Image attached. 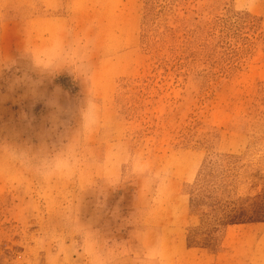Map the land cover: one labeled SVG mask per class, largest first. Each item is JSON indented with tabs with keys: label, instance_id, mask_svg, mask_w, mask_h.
Listing matches in <instances>:
<instances>
[{
	"label": "rangeland",
	"instance_id": "374dc122",
	"mask_svg": "<svg viewBox=\"0 0 264 264\" xmlns=\"http://www.w3.org/2000/svg\"><path fill=\"white\" fill-rule=\"evenodd\" d=\"M0 264H264V0H0Z\"/></svg>",
	"mask_w": 264,
	"mask_h": 264
}]
</instances>
